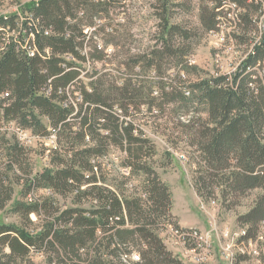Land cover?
<instances>
[{"label": "trees", "instance_id": "1", "mask_svg": "<svg viewBox=\"0 0 264 264\" xmlns=\"http://www.w3.org/2000/svg\"><path fill=\"white\" fill-rule=\"evenodd\" d=\"M113 1L30 3L25 11L31 16L16 33L18 14L0 17V121L41 139L56 134L50 168L34 178L25 174L30 190L52 196L16 207L26 217L40 214L50 225L36 235L0 225V264H19L34 250L45 254L48 264H183L159 235L170 223L172 195L150 164L155 144L134 122L144 110L161 114L166 106L178 118L191 116L184 127L200 153L194 176L198 196L210 201L219 192L231 203L259 190L254 206L238 219L245 227L241 240L256 239L264 222V30L236 73L204 79L189 61L191 32L165 15L158 46L130 56L123 69L134 78L118 81L110 72L87 70L105 60L108 45H119L117 31L103 48L94 40L100 33L107 36L96 22L109 16ZM231 1L239 11L236 39L247 43L240 32H253L264 16V0ZM221 10V5L202 10L205 30L218 28ZM112 148L123 153L122 166L130 175L144 176L142 194L127 182L117 190L107 184L101 161ZM23 151L17 143L9 156L20 176L27 173ZM1 168L0 163L3 210L13 190ZM72 194L91 207L61 209L54 196ZM133 253L136 262L130 260Z\"/></svg>", "mask_w": 264, "mask_h": 264}, {"label": "rangeland", "instance_id": "2", "mask_svg": "<svg viewBox=\"0 0 264 264\" xmlns=\"http://www.w3.org/2000/svg\"><path fill=\"white\" fill-rule=\"evenodd\" d=\"M31 0H5L0 5V12H8V8L20 7L25 10ZM222 6V16L218 28L215 31H207L201 22L202 10L207 8L214 11L218 6ZM178 6V7H176ZM109 16L101 18L96 22L99 26L106 27L104 37L102 33L97 34L94 40L100 48L105 46V39L109 35L119 32L114 42L119 45H108L106 48V58L101 63H94L87 70L91 72L95 67L103 72H110L118 81L131 78L123 63L128 61L130 56L142 54L158 46L162 39V17L167 16L172 25H180L192 34V52L189 61L192 66L199 69L198 76L208 79L212 76H232L236 73L240 63L250 49V43L258 38V33L264 30V16L256 23L252 33L244 34L247 43H240L236 39L239 29V11L231 0H114L109 7ZM165 10H168L165 12ZM114 30V31H113ZM89 31V36L92 34ZM239 33V34H240ZM238 35V33H237ZM89 48L84 54H89ZM133 76H135L133 74ZM134 78V77H132ZM131 78V79H132ZM86 80V79H85ZM188 80L195 81L196 77ZM187 81V80H186ZM86 82V81H85ZM186 82H182L184 88ZM160 92V89L156 88ZM172 106H166L165 112L143 113L136 115L135 124L139 126L145 135L155 144L157 153L151 160V166L160 175L162 181L170 188L172 195L171 219L169 225L179 227L182 218L187 224H194L198 230L204 232L212 230L213 253L211 258L204 263L196 262L192 256L184 257L182 253L185 249L181 244L176 246L171 243L165 227L159 231L167 249L179 258L183 264H229L222 254L221 246L238 245L240 233L244 228L238 221L239 217L247 214L254 206L257 196L261 193L253 191L238 201L225 203L219 192L212 200L202 199L198 196L194 186V176L200 163V153L191 145L187 128L184 127L186 119L183 116L178 118L172 112ZM195 118H198L195 116ZM201 118H206L202 115ZM195 122H198L196 119ZM47 124V120L44 119ZM194 123L193 125H195ZM11 124L0 121V163L2 172L7 177V184L13 190L12 199L3 210H0V225H10L20 229H26L30 234H40L50 225L44 217L32 213L26 217L16 211V207L28 206L33 199L40 200L52 196L53 192L48 190L29 189L26 175L34 178L47 168H50V152L53 149L52 141L48 139H37L28 147H23V169L27 173L20 176L18 167L10 165V154L15 144H19L17 136L6 130ZM29 131V130H28ZM31 134L32 132L29 131ZM124 155L116 148H112L108 156L102 159L107 184L113 189L124 188L121 184L127 182L129 188L142 194L144 176L130 175L127 169L122 166ZM120 188V189H121ZM125 190V189H124ZM31 194V196H30ZM61 209L86 208L91 207L90 203L75 201L74 195L67 197L54 196ZM32 200V201H31ZM214 203V204H213ZM178 215V216H177ZM229 230L230 236L223 237V232ZM165 230V231H164ZM217 231V232H216ZM252 248L259 253L254 255H239V250L235 246L234 251L238 254L234 264H264V222L261 223L256 239L252 240ZM248 251L251 247L246 246ZM45 254L32 251L25 261L19 264H48ZM132 262L138 261V254L133 253L130 259ZM82 264H86L82 263Z\"/></svg>", "mask_w": 264, "mask_h": 264}, {"label": "built area", "instance_id": "3", "mask_svg": "<svg viewBox=\"0 0 264 264\" xmlns=\"http://www.w3.org/2000/svg\"><path fill=\"white\" fill-rule=\"evenodd\" d=\"M5 0H0V5H3ZM40 0H31L29 3L37 4ZM103 1V0H102ZM11 14H18V21H17V30L14 32H18V30H22L23 23L30 18L31 14L25 10L20 9V7L15 8H8V12H0V17L7 18L10 17ZM23 35H26L23 33ZM11 130L18 139L19 145L22 147H28L33 143V141L40 139V137L31 134L28 130H24L15 124H11L8 129ZM48 141H52L53 148L56 147V134L52 132L51 136L49 137ZM32 201V200H31ZM214 204V203H213ZM166 230V231H165ZM165 233L167 235L168 240L174 243L176 246L181 244L185 249V252L182 253L184 257L192 256L196 262L204 263L211 258L213 253V245H212V230L204 232L198 229H186V228H176L175 226L168 225L165 227ZM217 232V231H216ZM230 232L229 230H225L223 232V237H229ZM243 232L240 233V238L237 241L238 245H235L239 250V255H254L258 256L259 253L254 251L252 248V240H249L247 243L243 242ZM234 245L222 247V254L225 260H228L229 264H234V262L238 258V254L234 251ZM251 247L248 251L247 247ZM187 258V257H186Z\"/></svg>", "mask_w": 264, "mask_h": 264}, {"label": "crops", "instance_id": "4", "mask_svg": "<svg viewBox=\"0 0 264 264\" xmlns=\"http://www.w3.org/2000/svg\"><path fill=\"white\" fill-rule=\"evenodd\" d=\"M178 216V215H177ZM178 218L180 219L179 224L181 225L182 228H186V229H197L194 224H187L184 221H182V218L180 216H178Z\"/></svg>", "mask_w": 264, "mask_h": 264}]
</instances>
